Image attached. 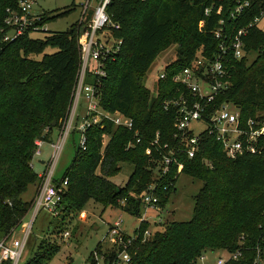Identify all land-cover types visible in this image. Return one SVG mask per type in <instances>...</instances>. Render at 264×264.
<instances>
[{"label":"trees","instance_id":"1","mask_svg":"<svg viewBox=\"0 0 264 264\" xmlns=\"http://www.w3.org/2000/svg\"><path fill=\"white\" fill-rule=\"evenodd\" d=\"M251 3L246 16L238 21L229 17L234 0H112L108 5L113 25L107 29L122 42L107 63L99 104L110 112L120 111L132 118L142 140L128 148L130 142H135L133 131L112 121H107L103 128H88L87 149L77 145L72 164L62 178H55L56 183L68 180V190L56 216V231H61L64 219L83 209L90 200L141 218L143 198L152 183L157 185L161 208L175 191L180 173L201 180L203 186L195 196L189 221L167 223L146 240L144 234L150 223L142 221L131 243L116 244L106 250L100 244L91 254L93 264L99 258L116 264L123 250L131 255L129 264H195L208 250L239 249L242 256L231 264H253L256 247H264V153L231 157L220 141L203 132L194 157L177 154L183 162L180 172L177 165L165 176L155 170L156 160L179 145L175 137L177 110L165 108L168 100L180 94L173 75L191 66L201 50L210 58L215 55L219 40L213 31L225 27L220 20L238 30L261 15L264 0ZM17 6L18 0H0L3 234L22 224L32 208L33 201H25L22 194L29 185L40 184L41 177L34 168L37 141L53 142V132L60 129L70 111L81 65L79 22L67 31H50L44 38H34L27 32L12 42L4 41L6 9ZM67 12H43L41 23L48 24ZM91 16L92 10L86 23ZM245 41L247 55L232 60L230 85L216 97L215 103H233L239 107L241 118L247 120L264 112V31L258 25L249 27ZM172 44L178 46V58L166 67L167 77L158 79L154 92L145 84L146 75L157 56ZM48 46L57 51L40 60L31 57L44 53ZM250 55H254L252 60ZM157 137L158 144L152 145ZM166 144L169 147L165 148ZM147 148H151L152 155L147 154ZM121 163L133 166L125 184L112 180L121 172ZM57 248L49 237L45 238L26 264H43Z\"/></svg>","mask_w":264,"mask_h":264},{"label":"built area","instance_id":"2","mask_svg":"<svg viewBox=\"0 0 264 264\" xmlns=\"http://www.w3.org/2000/svg\"><path fill=\"white\" fill-rule=\"evenodd\" d=\"M92 0H86L84 12L80 23V34L78 37L81 50V65L78 71L76 84L73 91V99L68 116L63 122V128L58 138L52 142V154L47 169L40 175L41 180L38 192L33 201L32 208L35 209L34 215L30 221H23L22 224L12 228L8 233L0 232V264H19L24 252L28 237L30 235L32 224L37 212L40 209L48 210L53 216H58L59 207L64 195L68 190V180L62 183L55 182V168L59 155L71 132L80 134L79 148L87 149V130L90 127L100 125L102 128L107 121H112L116 126L125 127L133 131L135 142H130L128 148L140 143L142 138L136 128L134 120L120 111L110 112L99 104L100 90L103 85V79L107 76L106 66L109 60L114 58L115 53L120 50L121 40L113 38L111 32L107 29L113 25L107 12V7L112 0H95L96 5L92 9L90 21H87ZM38 0H18L16 9L8 7L3 40L12 42L19 36L29 33L48 31L47 23L42 22V13H35L34 7ZM234 6L229 10V17L242 20L251 6V0H234ZM222 7L219 9V12ZM210 10L207 9V14ZM264 17V10L261 15L256 16L248 26L236 29L224 21L220 24L225 27L217 28L213 31L215 37L219 40L218 51L210 58L203 51H199L191 66H187L173 75L172 80L179 85V96L168 100L165 108H176L177 116L175 121V137L179 141L177 147L169 149L167 155L156 160V171L161 175H168L173 165H177L180 172L183 168V162L179 160L177 154H187L194 157L199 145V137L203 132L213 135L220 141L226 153L231 157H238L246 153L262 154L264 153V112L255 117L244 120L240 116V109L231 102H224L217 105L216 97L228 88L230 85V66L232 60L241 59L247 55L245 49L246 36L249 27L258 25ZM231 22V21H230ZM232 24V23H229ZM203 23H201V26ZM118 28V25H115ZM107 33L108 38L100 40L99 34ZM167 77L165 70L159 76L160 79ZM83 98L86 103L85 112L80 114L79 102ZM199 127L201 130H198ZM159 138L152 143L158 144ZM42 141H37L38 149L36 155H40L39 147ZM169 147V144L164 146ZM148 155H152L151 148L146 150ZM157 185H149L143 201L144 209H159L160 198L156 193ZM142 218V217H141ZM145 221V219H142ZM122 216L111 227L112 241L118 245L131 243L136 235L126 234L121 229ZM21 228L24 236H18L16 231ZM69 233L65 232L64 236ZM150 232L146 230L144 240L149 237ZM130 239L127 240V238ZM127 240V241H125ZM264 243V229L261 238ZM226 257H219L216 262L209 264H231L242 256V249L235 252H227ZM205 261V255L199 257ZM131 255L123 250L116 260V264H129ZM253 264H264V247H256V256Z\"/></svg>","mask_w":264,"mask_h":264},{"label":"rangeland","instance_id":"3","mask_svg":"<svg viewBox=\"0 0 264 264\" xmlns=\"http://www.w3.org/2000/svg\"><path fill=\"white\" fill-rule=\"evenodd\" d=\"M85 3L86 0H38V3L34 7L35 13L50 12L54 15L65 11L68 12L48 23L45 27L49 31L35 32L31 36L34 38H44L50 31H67L71 29L72 26L77 25L81 20L84 12L83 5ZM95 5L96 1L92 0L89 12ZM259 27L264 31V17L260 21ZM106 37L108 38L107 33L98 35V38L103 41ZM56 51L55 47L48 46L44 53L32 54L31 57L40 60L45 54ZM177 58L178 46L176 44H172L163 50L151 65L145 78V84L155 92L160 74ZM253 58L254 55H250V59L252 60ZM85 108L86 103L81 98L79 102L80 114L85 112ZM63 125L62 123L60 131ZM200 128L202 127H199L198 130H201ZM79 142L80 134L78 132H71L59 155L55 168V178H62L67 168L72 164L76 154V146ZM49 152L50 145L46 143L43 147V155L47 156ZM51 154L52 152L49 153L48 159L51 157ZM120 165L122 167L121 172L117 176L112 177V180L118 184H125L133 172V166L128 163H121ZM154 172L156 173V171ZM175 186L176 189L171 194L170 200L164 208L143 209L142 218L133 216L119 208L104 207L97 201L90 200L83 209L75 214L71 213L69 217L64 219L60 232L55 229L59 218L53 216L46 209H40L34 218L32 229L19 264H26L34 256L40 243L48 237L53 244L58 245V248L43 264H93L90 259L91 254L96 251L100 244H102L105 250L116 245L115 241L111 240L113 235L110 232L111 227L120 216H122L120 229L126 234L135 235L136 228L140 225L141 220L145 219L149 221L148 231L150 235L149 237L147 236V239L152 237L157 229L162 230L167 223L172 221H189L193 216L195 196L202 188L203 183L199 179L185 173H180ZM38 189V184L29 185L28 189L22 194V198L25 201H34ZM34 211V208L30 209L25 218L26 222L31 220ZM21 228L17 229L16 234L23 237L24 234H22ZM65 232L69 233L66 237L64 236ZM204 255L206 260L203 262L198 259L195 264L213 263L219 257H226L228 254L222 250H208ZM96 264L107 263L102 258H99Z\"/></svg>","mask_w":264,"mask_h":264},{"label":"crops","instance_id":"4","mask_svg":"<svg viewBox=\"0 0 264 264\" xmlns=\"http://www.w3.org/2000/svg\"><path fill=\"white\" fill-rule=\"evenodd\" d=\"M59 134H60V129H56L53 132V141H55L58 138ZM46 143H49L50 152H52V142H42L41 146L39 147L41 153L40 155H36L34 159V168L39 175H41L47 169L50 160V158L48 159L49 157L48 155L50 152L47 154V156L43 155V147Z\"/></svg>","mask_w":264,"mask_h":264},{"label":"water","instance_id":"5","mask_svg":"<svg viewBox=\"0 0 264 264\" xmlns=\"http://www.w3.org/2000/svg\"><path fill=\"white\" fill-rule=\"evenodd\" d=\"M55 124H56V123L54 122V124H53V125L55 126Z\"/></svg>","mask_w":264,"mask_h":264}]
</instances>
